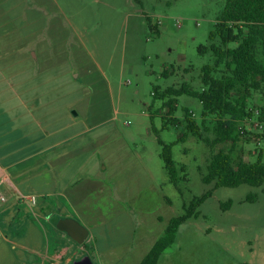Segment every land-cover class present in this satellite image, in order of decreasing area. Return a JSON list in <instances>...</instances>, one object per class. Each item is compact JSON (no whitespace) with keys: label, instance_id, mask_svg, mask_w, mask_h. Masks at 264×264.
<instances>
[{"label":"rangeland","instance_id":"obj_1","mask_svg":"<svg viewBox=\"0 0 264 264\" xmlns=\"http://www.w3.org/2000/svg\"><path fill=\"white\" fill-rule=\"evenodd\" d=\"M226 3L0 0L1 52L11 61L3 60V73L27 75V84L49 90V98L58 100L59 110L77 119L83 131L72 144L82 168L76 186L80 200H48L62 204L90 232L83 244L73 242L66 257L72 264L86 258L93 264H140L170 220L210 190L213 196L198 218L182 225L159 264H264V185L205 184L213 152L229 151L231 142L211 147L192 135L178 142L186 133L185 109L210 142L213 117H203L194 97L154 95L168 88L201 91L207 65L215 77L226 73L224 63L215 66L212 52L198 50L220 45L209 37ZM258 58L264 63L261 49ZM172 99L177 111L171 115L165 103ZM247 104L252 117L242 124L245 133L234 144L233 157L254 163L261 155L264 162V83L251 91ZM159 140L173 144L177 186L165 170ZM229 201L230 209H222ZM0 222V264L42 261V253L18 239L16 225L6 217ZM46 224L58 231L51 220ZM44 244L45 253L53 237Z\"/></svg>","mask_w":264,"mask_h":264},{"label":"crops","instance_id":"obj_2","mask_svg":"<svg viewBox=\"0 0 264 264\" xmlns=\"http://www.w3.org/2000/svg\"><path fill=\"white\" fill-rule=\"evenodd\" d=\"M3 56L0 46V191L7 197L0 219L6 217L10 226L16 225L18 239L42 253V261L33 264H72L66 257L74 241L56 226L57 232L49 229L46 222L53 215L74 219L62 204L48 200L55 196L80 200L76 186L82 168L72 144L83 131L77 119L59 110L58 100L49 98V90L27 84V75L3 73V60L11 62ZM30 196L37 202L24 199ZM50 236L54 245L48 244L44 253V241Z\"/></svg>","mask_w":264,"mask_h":264},{"label":"trees","instance_id":"obj_3","mask_svg":"<svg viewBox=\"0 0 264 264\" xmlns=\"http://www.w3.org/2000/svg\"><path fill=\"white\" fill-rule=\"evenodd\" d=\"M215 39L220 41V45L211 43L210 46H200L198 50L200 54L212 52L216 57L215 66L225 64L226 73L223 76L215 77L213 67L207 65L202 69L201 91H189L186 87L179 90L168 88L163 92L156 90L154 95L163 99L168 97L176 99L184 95L194 97L202 105L203 117H213L212 131L215 139L210 142L203 139L200 126L192 119L190 111L185 109L186 133L178 142H185L188 135L202 139L211 147H220L231 142L229 151L221 148L213 152L206 175L203 177L205 184L214 183L215 188H237L244 184L258 188L264 185L262 156L260 155L256 162L249 163L241 158L235 160L233 152L234 144L245 133L240 129L242 124L252 117L247 104L250 93L252 90L260 89L264 83V63L258 58L260 49L264 53V0H227L209 41ZM230 44L237 46L230 48ZM174 99L165 103L171 115L177 111ZM159 144L162 146L161 158L169 180L177 186L180 169L173 159V144L165 145L161 140ZM182 171H185L184 167ZM212 196L213 191L210 190L200 197H195L189 205H185V213L170 220L161 237L140 264H159L164 253L176 242L182 225L192 218H198L200 207ZM231 206L232 202L229 201L222 204L221 208L228 210Z\"/></svg>","mask_w":264,"mask_h":264},{"label":"water","instance_id":"obj_4","mask_svg":"<svg viewBox=\"0 0 264 264\" xmlns=\"http://www.w3.org/2000/svg\"><path fill=\"white\" fill-rule=\"evenodd\" d=\"M51 222L78 244H83L90 234L89 230L73 219L59 220L58 217H55L51 219ZM74 264H93V262L90 258H86Z\"/></svg>","mask_w":264,"mask_h":264},{"label":"built area","instance_id":"obj_5","mask_svg":"<svg viewBox=\"0 0 264 264\" xmlns=\"http://www.w3.org/2000/svg\"><path fill=\"white\" fill-rule=\"evenodd\" d=\"M242 130V132L244 133V128H240ZM24 199L26 200H30L32 201L33 203H36L37 202V197L35 196H30V197H24ZM7 202V197L0 191V207L2 205H4L5 203Z\"/></svg>","mask_w":264,"mask_h":264}]
</instances>
